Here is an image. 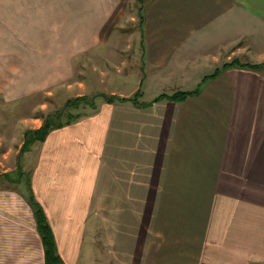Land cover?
<instances>
[{"label": "crops", "instance_id": "0c3cea01", "mask_svg": "<svg viewBox=\"0 0 264 264\" xmlns=\"http://www.w3.org/2000/svg\"><path fill=\"white\" fill-rule=\"evenodd\" d=\"M135 3L0 0V125L17 131L0 170L57 89L140 92L100 97L25 153L62 263L264 264V66L223 67L264 62V0ZM28 191L0 184V264H47Z\"/></svg>", "mask_w": 264, "mask_h": 264}, {"label": "trees", "instance_id": "16d2710c", "mask_svg": "<svg viewBox=\"0 0 264 264\" xmlns=\"http://www.w3.org/2000/svg\"><path fill=\"white\" fill-rule=\"evenodd\" d=\"M234 64L249 65L255 69H259L264 66V63H242L240 60L234 59L228 63H225L223 67H227V66L234 65ZM200 88L201 87H197L195 90H192V91H177L174 94H171L169 97L174 98V99H182L189 94L198 93L200 91ZM95 95H96V98L98 96L104 97L107 101H110V102L117 99L119 101L131 100L133 101V103H139L140 92H137L131 97L106 95L104 93H98ZM85 97H86L85 95H81L75 98L68 99L64 107L62 108V110H59L56 114H52L51 116H47L45 118V121L41 127L33 129V130L28 129L25 133V141L21 148V152H25L28 149H30L31 145L35 143L36 141H43L52 128L59 127L64 124H69L72 121L78 119L80 116L75 117V118L70 117L66 121H63V120L57 121L58 119H60V116L64 112V110H66L67 108H71L72 106L77 104L78 101L84 100ZM157 99H159V97L155 98L154 100H157ZM146 103H149V102H146ZM92 106L94 108L96 107L95 99L92 102ZM5 176H9V173L5 174ZM28 184H29L28 198L34 207L36 218H37L38 229L42 235V239L45 245L46 263L47 264H63L57 252L55 235L50 225V222L48 220V217L46 213L44 212L42 206L38 203V201H36L33 191L31 189L30 182Z\"/></svg>", "mask_w": 264, "mask_h": 264}, {"label": "rangeland", "instance_id": "374dc122", "mask_svg": "<svg viewBox=\"0 0 264 264\" xmlns=\"http://www.w3.org/2000/svg\"><path fill=\"white\" fill-rule=\"evenodd\" d=\"M141 2H142V0H136L135 5H137V6H135L133 12L137 11V13H139L137 7L139 6V4H141ZM138 17H139V14H138ZM249 57L250 56H248V55H243V56H241V59H239V60L242 62V61L248 60ZM262 63H264V62H262ZM54 85L55 84H53V86ZM55 92L58 94L57 95L58 97L54 96V98H52L53 102H54V106L50 107V110H48V111L38 112V116L43 118L42 123H44L45 118L47 116H51L52 114H56L59 110H62V108L64 107V105L68 99L78 97V96H73V97H69V98H64V96H60V94L62 92L61 90L57 89V91H54V93ZM98 92L92 93V94H86L85 95L86 97L84 98V100L78 101L77 104H75L71 108H67L66 110H64V112L60 116V119H58L57 121H60V120L66 121L70 117L75 118V117L83 116V115H86V114H89L90 112H92L94 110V107L92 106L93 100L95 99V103H97V101L100 98L99 96L96 98L95 94H98ZM145 96L147 97L148 95H145ZM59 97H61V98H59ZM47 100H50V99L47 97H44L43 93L39 92L38 97H37L38 105H39V103L48 102ZM4 118H5L4 115H2L1 119H4ZM28 129L33 130L32 128H28ZM5 130L6 129L4 128V126L0 125V145H2V143H5L6 140H8V136L9 137L11 136L10 138L12 140L14 137H16L17 131L15 129L10 128L9 132L6 135H4ZM27 130H25L24 134L26 133ZM21 132H22V130H20V134H21ZM24 141H25V139H24ZM13 142H16V140H14ZM23 144H24V142H23ZM33 145H34V143L31 145L30 149L32 148ZM1 148H5V147H1ZM13 151H15V150H13ZM25 153H27V151L21 153L22 156H20L21 162H20L19 167L15 168L14 170H9L6 173H2L3 171L0 170V184L13 186V185H16L17 181L23 182V184H26V185L29 183L30 170H29V168H26L25 164L24 165L22 164L23 159H25ZM18 160H19V158H18ZM8 173H9V176H5V174H8Z\"/></svg>", "mask_w": 264, "mask_h": 264}]
</instances>
